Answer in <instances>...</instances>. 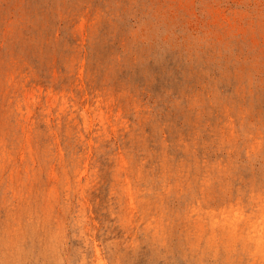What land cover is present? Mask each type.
<instances>
[{"label":"rangeland","instance_id":"rangeland-1","mask_svg":"<svg viewBox=\"0 0 264 264\" xmlns=\"http://www.w3.org/2000/svg\"><path fill=\"white\" fill-rule=\"evenodd\" d=\"M0 264H264V0H0Z\"/></svg>","mask_w":264,"mask_h":264}]
</instances>
